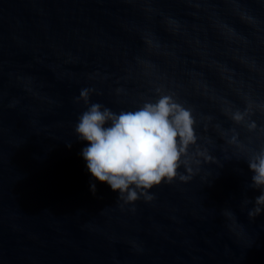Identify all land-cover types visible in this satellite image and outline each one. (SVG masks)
<instances>
[{"label":"water","instance_id":"95a60500","mask_svg":"<svg viewBox=\"0 0 264 264\" xmlns=\"http://www.w3.org/2000/svg\"><path fill=\"white\" fill-rule=\"evenodd\" d=\"M162 95L196 142L152 199L126 202L75 126L91 104ZM261 148L264 0H0V264H264V205L248 215Z\"/></svg>","mask_w":264,"mask_h":264},{"label":"clouds","instance_id":"9594fccd","mask_svg":"<svg viewBox=\"0 0 264 264\" xmlns=\"http://www.w3.org/2000/svg\"><path fill=\"white\" fill-rule=\"evenodd\" d=\"M89 91L81 90L79 98L87 102ZM101 109L102 105L91 104L74 129L77 138L87 142L80 155L88 171L95 180L118 191L119 198L126 202L139 199L136 189L141 190L140 195L146 200L152 199L144 190L162 180L171 182L177 169L188 163V147L196 142L191 111L169 95L160 96L154 104L145 103L134 112L117 115L108 108ZM248 112L247 108L243 112L237 110L231 119L240 123ZM107 122L110 126H105ZM248 127L254 128L255 123H249ZM247 163L252 173L251 187L261 189L248 213L251 217L260 214V206L264 205V148L249 156ZM180 179L188 177L181 175ZM95 188V184H90L93 193Z\"/></svg>","mask_w":264,"mask_h":264}]
</instances>
